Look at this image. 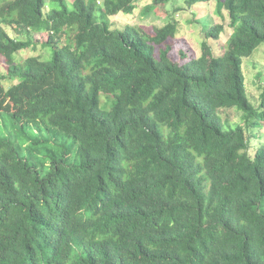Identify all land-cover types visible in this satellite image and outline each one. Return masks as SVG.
<instances>
[{
    "label": "trees",
    "instance_id": "trees-1",
    "mask_svg": "<svg viewBox=\"0 0 264 264\" xmlns=\"http://www.w3.org/2000/svg\"><path fill=\"white\" fill-rule=\"evenodd\" d=\"M138 1L0 0V264H264V86L256 105L243 68L264 0H187L233 30L182 63L175 20L109 27ZM39 43L50 60L15 58Z\"/></svg>",
    "mask_w": 264,
    "mask_h": 264
},
{
    "label": "rangeland",
    "instance_id": "rangeland-1",
    "mask_svg": "<svg viewBox=\"0 0 264 264\" xmlns=\"http://www.w3.org/2000/svg\"><path fill=\"white\" fill-rule=\"evenodd\" d=\"M73 0H66L68 5L72 4ZM47 1L46 6L49 9L51 4ZM148 0H139L138 6L131 14L119 12L107 19L110 28H123L127 25L141 27L147 32H151L154 26H161L167 21H177L178 31L174 38L169 39L166 44L170 46L169 56L172 60L182 63L187 59L193 58L201 52V41L204 38L206 27L216 23H224V30L220 33L219 38L211 40L209 43L213 46L216 53H220L226 46L227 40L232 32V27L229 25V17L225 10L219 15L216 13V4L213 1L205 3H197L189 6L187 0H169L163 5L149 9ZM6 29L12 36H17V33L7 26ZM24 36V35H23ZM22 35L19 37H23ZM41 43V42H40ZM38 44L34 49H22L15 53L16 59H22L28 55H38L43 60H50L52 56V48ZM182 53L186 58L182 57ZM264 63V42L260 43L251 55L243 59V68L246 76V89L251 100L258 105L260 101V93L264 86V77H258ZM6 62L0 56V73L6 72ZM16 82V81H13ZM7 88L11 82L3 81ZM219 114L222 120L226 121L230 126H235L242 122V111L236 107L221 108ZM0 120H3L0 116ZM0 131H3V125L0 122ZM259 137L252 138L253 152L255 147L264 141V132H257ZM47 166V165H46ZM45 170L47 167H44Z\"/></svg>",
    "mask_w": 264,
    "mask_h": 264
}]
</instances>
